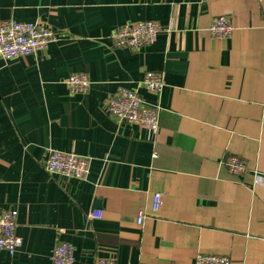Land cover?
<instances>
[{"label":"crops","instance_id":"obj_1","mask_svg":"<svg viewBox=\"0 0 264 264\" xmlns=\"http://www.w3.org/2000/svg\"><path fill=\"white\" fill-rule=\"evenodd\" d=\"M218 16L231 38L209 34ZM8 20L56 40L0 58V208L18 211L22 238L0 264H53L59 242L74 264H264V0H0ZM142 21L173 29L143 49L114 47L118 27ZM148 72L162 73L160 93L141 84ZM81 73L90 89L71 95L65 81ZM123 88L160 108L158 131L109 114ZM53 151L89 159L87 177L50 174ZM232 155L247 164L240 177L223 164Z\"/></svg>","mask_w":264,"mask_h":264},{"label":"built area","instance_id":"obj_2","mask_svg":"<svg viewBox=\"0 0 264 264\" xmlns=\"http://www.w3.org/2000/svg\"><path fill=\"white\" fill-rule=\"evenodd\" d=\"M173 26L163 27L157 21H142L128 23L118 27L112 34V42L116 48L139 50L153 45L159 34L171 31ZM235 28L226 16L214 18L209 25L208 32L214 39H229ZM54 32L38 22H18L15 20L0 21V58L12 61L44 51L55 42ZM65 84L71 95L85 94L89 91L91 80L88 75L74 74L66 79ZM141 84L148 91L160 93L164 88V78L160 72H148ZM110 115L120 123L137 125L144 129L156 132L159 129L160 108L148 104L139 92L120 89L110 96L107 101ZM230 175L240 177L247 171L246 162L235 155L230 156L223 163ZM46 169L50 174L61 175L67 178L83 180L90 171L89 159L74 153L53 151L46 161ZM162 203V194L154 195L152 210L157 212ZM102 213L91 214V218H100ZM18 211L15 209L0 208V251H7L14 255L22 245V238L17 234ZM145 219V212L140 211L137 223L141 225ZM75 249L67 242H59L51 256L53 264H74ZM94 264H117L112 259H97ZM194 264H231L226 256L197 255Z\"/></svg>","mask_w":264,"mask_h":264}]
</instances>
